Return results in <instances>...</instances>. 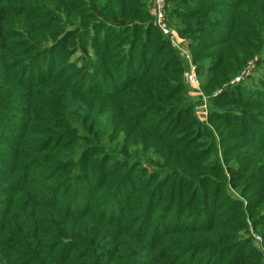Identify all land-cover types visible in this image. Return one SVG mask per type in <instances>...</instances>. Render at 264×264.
I'll use <instances>...</instances> for the list:
<instances>
[{
	"label": "trees",
	"instance_id": "obj_1",
	"mask_svg": "<svg viewBox=\"0 0 264 264\" xmlns=\"http://www.w3.org/2000/svg\"><path fill=\"white\" fill-rule=\"evenodd\" d=\"M224 1L166 4L180 38L209 27L224 31L217 43L194 46L198 69H206V91L240 73L248 56L257 55L242 42L247 26L259 22L264 30V0ZM151 6L150 0H0V120L17 119L19 125L11 122L14 136L7 130L0 134V170L11 175L0 191V264H264L262 252L248 237L251 225H262L253 214L264 212V164L259 165L264 163V143L251 139L247 145L249 164L255 163L251 171L235 167L229 162L232 146H226L234 137L217 126L224 145L220 159L232 172L223 176L242 200L211 205L208 193L201 191L202 204L215 210L204 225L189 224L205 210L192 209L197 205L194 198L184 200L194 191L188 187H199L197 175L185 167V146L171 136L164 141L149 113L171 111L180 119L185 109L193 112L196 103L181 76V60L171 52V62L165 63L162 50L151 52L156 38L148 37L162 36ZM140 38L144 40L136 60ZM164 38L157 44L174 47ZM82 61L91 69L81 73L83 78L78 68ZM92 70L106 86H85L86 77L94 78L88 74ZM112 77L122 79L118 84ZM212 99L223 106L228 102ZM260 101L244 102L245 109L252 110L244 119L251 130L264 121L254 120L264 114ZM214 117L228 124L219 112ZM70 122L81 124V140L68 134ZM110 130L122 139L105 143ZM157 143L171 150L158 155H167L160 159L174 162L179 173L163 178L153 172L148 183L158 177L153 188L160 187L159 192L132 187L133 172L140 166L134 157ZM10 162L14 166L9 167ZM253 173L263 179L259 189L250 177ZM220 196L214 192L211 199L216 203ZM123 203L139 207L140 219L153 217L155 209H174L173 221L184 224L163 219L160 229V219L159 236L150 237V224L125 225L115 218Z\"/></svg>",
	"mask_w": 264,
	"mask_h": 264
},
{
	"label": "rangeland",
	"instance_id": "obj_2",
	"mask_svg": "<svg viewBox=\"0 0 264 264\" xmlns=\"http://www.w3.org/2000/svg\"><path fill=\"white\" fill-rule=\"evenodd\" d=\"M152 1V0H150ZM220 2V0H199L200 4H217V2ZM224 2H232L230 0H225ZM196 4L193 3L191 6H195ZM152 8V7H151ZM166 17L167 12L165 10ZM153 15V12H152ZM154 18V16H153ZM155 20V18H154ZM167 21L169 24V27L171 28L172 32L180 42V49L172 46H167L164 44L163 47H161L160 43L165 42V36L161 35H152L149 38L151 40L152 38H156L155 41L151 42L153 44V49L151 52H154L155 50H162V53H164L160 59L165 61L170 60L173 55H171V52L174 53L175 56H177L181 60V66H182V72L181 76L184 79V83L189 88V92H191V95H194V101H195V108L188 111L185 109V115H182L183 118H178L177 113L171 112V111H151L149 114H154V121L158 124V130L159 133L162 134V136L165 138L164 141H167L170 136L173 139L179 140V145H183L184 147L183 153L187 155L186 159L187 162L185 163L188 166H185L189 169V173L192 175H197L198 181H199V187L191 186L188 187V190L190 188L193 191V194L191 197H189V193L185 195L184 200L186 201L188 198H194V202L197 205H194L192 207L193 210H200L204 209L203 212L199 215L198 221H191L190 225H204L209 219L211 218V215L213 214L214 208L207 207L206 205L202 204V201L199 197V192H207L208 197L210 200L208 203L213 204H225L233 199H240L242 200V197H240L239 194L236 193V190L232 189L231 191L229 185L226 182L225 177L223 176V173L227 174L228 177L232 174V172L226 171L227 164L225 161L220 159V153L219 151L223 149V144H221L218 134L216 132L217 126L221 128H224L228 131L229 134H231L234 138L232 139L230 143H228L226 146L231 145V151H230V163L235 166H244L245 168L252 170L253 165L249 164V156H246V151H248L247 145L250 143V140L253 139L254 144L264 143V121H261V123H254V129L251 130V128L248 126L246 127L245 122V116L252 113V110L250 108L244 107V102L247 104H252L254 102L260 101L264 102V97H259V94L262 93L264 95V30H261L260 23L256 22L252 26H247L248 30L245 33L246 35H241L242 42H247L249 51L252 53H256L255 56H248L245 64L242 67V71L240 73H233L234 76L229 77L230 74H224L225 77H229L226 81L223 83H219L217 88L215 90H209L206 91L204 89V84L207 82V76H206V69L199 70V63L195 60L196 49L194 46H204L207 43H217L218 39L224 34V31L221 29H216L214 27H209L204 32L199 33L197 35L192 34V36L187 37L186 39L180 38L178 35V32L174 27L171 26L170 20L167 17ZM175 20H173L174 22ZM121 37V36H120ZM167 39V37H166ZM144 40L140 38V42L136 46L137 53L136 56H133L134 58L139 57L140 54V43ZM157 42H160L157 44ZM128 45V43H127ZM195 46V47H196ZM164 48V49H163ZM138 54V55H137ZM77 55L73 56L75 59ZM127 56V55H126ZM77 59V58H76ZM93 61L95 62V58H93ZM168 62H171L168 61ZM166 63V62H165ZM208 68V64L206 65ZM47 69L43 70L44 72H47L48 66L46 65ZM68 72H73V67H66ZM78 68L81 70L79 72V76L83 78V71H89L88 67H86V63L82 61V63H79ZM42 71V69L38 68L37 72ZM202 71V72H201ZM209 71V70H208ZM210 72V71H209ZM125 73V71H124ZM88 74L94 75L93 79H90L88 77L85 78V86L87 87H93L96 88L99 86H106L104 83L100 80L99 77H97L94 74V71H90ZM194 74L199 82V88H196L195 86L191 85L188 81V77L190 75ZM124 76V74H123ZM88 78V79H87ZM113 78V77H112ZM117 79V78H113ZM122 78H118L116 82H120ZM84 80V79H83ZM117 84V85H118ZM174 84V82H173ZM115 85L109 86L110 90L113 88L118 87ZM194 92H192V91ZM190 96V93H189ZM213 97H217L220 100H223L224 103H227L223 106L220 105V103H217L215 100L212 99ZM222 98V99H221ZM259 98V99H258ZM229 100L230 101L229 103ZM243 104H242V103ZM252 102V103H249ZM234 103V105H231ZM262 107V106H261ZM264 110V107L261 108ZM215 112H219L222 117H226V121L228 124L223 125V121L220 122L217 121L214 117ZM263 112V111H262ZM206 114V115H205ZM217 114V113H216ZM236 114H241L243 120H238V116ZM255 119H262L264 120V114L263 116L258 115ZM105 121V120H104ZM11 122H14V126L18 125V120H7V119H1L0 120V134H3L2 132L10 131V133L14 136V128H10ZM107 124V123H106ZM69 135H73L74 138H80L84 133L83 129H81V124L76 122H70L69 123ZM113 129V128H112ZM2 130V131H1ZM5 130V131H4ZM1 136V135H0ZM108 136L105 139V143L107 144H114L119 141L121 137V134L117 131L113 133L112 130L109 131ZM81 140V138L79 139ZM255 140V141H254ZM75 141V140H74ZM163 142V141H162ZM164 143V142H163ZM191 144V145H189ZM166 146L160 143H157L156 145H152V147L146 151L145 155H136L134 158H137L140 160L139 164L140 166L136 167L137 169L134 170L132 179L133 183H131V186H140L143 188V186H147V190L150 191H157L159 192L161 190L160 187L153 188L155 186V182L158 179L156 177L154 179V183L150 184L148 183V179L150 178L151 174L153 172H156V174H161L162 177H167L169 175H172V171H176L179 173L178 166L174 162L167 161L164 163L161 159L165 160L167 159V155L160 157L158 154H161L163 150H166L168 153H172L171 150L165 149ZM178 153H180L178 151ZM176 158L178 156L174 155ZM219 156V158H218ZM161 158V159H160ZM9 167L14 166L13 163H9ZM264 164L260 163L259 165ZM179 165H181L179 163ZM33 170H37L36 167L32 168ZM133 169V168H131ZM164 170H167V174L164 173ZM4 171V170H3ZM249 171V172H250ZM120 174L124 173V169L119 170ZM65 176H68L67 171L64 172ZM250 177L254 178L253 182H255V188H261L263 185V179L260 176H256V174H252ZM11 178V175L5 174V172H2L0 170V191L4 190L6 186L8 185V179ZM141 180V181H140ZM229 180V179H228ZM140 181V184H136ZM88 190V189H87ZM166 190H170L169 188H166ZM177 190V189H176ZM214 192H217L220 194V198L217 199V202L215 203V199H211L214 196ZM1 198V195H0ZM230 198V199H228ZM125 203V202H124ZM123 204L119 206L117 209V212L115 213V218H120L121 220H125V225L138 222V225L146 226L147 224H150L148 226H152V229L150 231L151 236H159V234L156 232L159 228V221L161 219V222H163V219L166 220L169 224H171V221H177L174 220L175 214L174 209L171 211H156L154 212L153 217L149 216L148 218L140 219L138 217L141 214V211L139 212V207L132 208L127 207ZM216 209L218 206H215ZM153 208V206H152ZM123 214V215H121ZM153 214V213H152ZM151 214V215H152ZM253 216H257L259 220H262V225H258L257 228H254L253 225H251V230L248 237H251L255 241L256 248L262 252V255L264 257V212L253 214ZM139 218V219H138ZM250 221V219H249ZM194 222V223H192ZM177 225H180L181 223L184 224V221L181 222H174ZM164 227L163 223L160 226V229ZM155 228V229H154ZM237 232V231H235ZM239 236H244V232H237Z\"/></svg>",
	"mask_w": 264,
	"mask_h": 264
},
{
	"label": "built area",
	"instance_id": "obj_3",
	"mask_svg": "<svg viewBox=\"0 0 264 264\" xmlns=\"http://www.w3.org/2000/svg\"><path fill=\"white\" fill-rule=\"evenodd\" d=\"M152 12L153 16L155 18L154 23L159 29V31L167 37L168 40H170L171 44L176 48L180 47V42L172 32L171 28L169 27L167 17H166V4L167 0H152ZM188 81L191 85L195 86L196 88H199V82L194 74L190 75L188 77ZM206 115V114H205Z\"/></svg>",
	"mask_w": 264,
	"mask_h": 264
},
{
	"label": "crops",
	"instance_id": "obj_4",
	"mask_svg": "<svg viewBox=\"0 0 264 264\" xmlns=\"http://www.w3.org/2000/svg\"><path fill=\"white\" fill-rule=\"evenodd\" d=\"M152 7V6H151ZM151 12H152V8H151ZM192 91V90H191ZM192 92H194V91H192ZM190 93V97L194 100V95L192 96L191 95V92H189Z\"/></svg>",
	"mask_w": 264,
	"mask_h": 264
}]
</instances>
